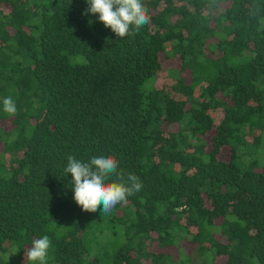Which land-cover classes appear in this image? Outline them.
I'll return each instance as SVG.
<instances>
[{
  "label": "trees",
  "instance_id": "trees-1",
  "mask_svg": "<svg viewBox=\"0 0 264 264\" xmlns=\"http://www.w3.org/2000/svg\"><path fill=\"white\" fill-rule=\"evenodd\" d=\"M144 3L120 38L87 0H0V264L45 235L47 264H264V0ZM102 154L143 187L85 212L64 169Z\"/></svg>",
  "mask_w": 264,
  "mask_h": 264
},
{
  "label": "clouds",
  "instance_id": "clouds-1",
  "mask_svg": "<svg viewBox=\"0 0 264 264\" xmlns=\"http://www.w3.org/2000/svg\"><path fill=\"white\" fill-rule=\"evenodd\" d=\"M87 3L89 7L85 15L98 14L99 21L120 38L135 35L150 23L144 0H87ZM3 111L9 115L16 114V102L11 96L4 98ZM118 169L119 161L114 155L92 156L87 161L68 156L64 171L72 176L74 200L83 211L111 213L117 205L126 203L130 196L142 189L143 182L136 174L128 173L124 178L123 172ZM114 174L120 179L109 182ZM51 246L47 235L34 239L25 251L26 264H47Z\"/></svg>",
  "mask_w": 264,
  "mask_h": 264
},
{
  "label": "rangeland",
  "instance_id": "rangeland-1",
  "mask_svg": "<svg viewBox=\"0 0 264 264\" xmlns=\"http://www.w3.org/2000/svg\"><path fill=\"white\" fill-rule=\"evenodd\" d=\"M164 68H167L168 66H163ZM168 69V68H167ZM163 74H165L166 75V73H163ZM163 74L161 75V77H160V80H159V83H161V82H163L164 81V79H163Z\"/></svg>",
  "mask_w": 264,
  "mask_h": 264
}]
</instances>
